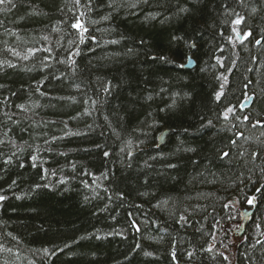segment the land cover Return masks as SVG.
Wrapping results in <instances>:
<instances>
[{"label": "trees", "instance_id": "trees-1", "mask_svg": "<svg viewBox=\"0 0 264 264\" xmlns=\"http://www.w3.org/2000/svg\"><path fill=\"white\" fill-rule=\"evenodd\" d=\"M86 3L0 5V264H264V0Z\"/></svg>", "mask_w": 264, "mask_h": 264}, {"label": "snow or ice", "instance_id": "snow-or-ice-1", "mask_svg": "<svg viewBox=\"0 0 264 264\" xmlns=\"http://www.w3.org/2000/svg\"><path fill=\"white\" fill-rule=\"evenodd\" d=\"M92 2H93V0H87V3H86L84 6H85V7H88L89 10H91V4H92ZM114 2H115V0H109L108 7H113ZM144 2L147 3V0H144ZM73 3H74L75 5H77V6H79V5L81 4V0H73ZM241 3H243V0H241ZM6 4H7V5H12V6H14V4H13V0H0V5H6ZM132 7H136V5L133 4ZM179 11H180V12H187L188 9L181 7V8L179 9ZM252 11H253V12H256V9L253 8ZM82 15H84V13H81V16H82ZM235 15H236L237 18L234 20V23H235V24H240V23L244 20V17H241L238 13H235ZM103 18H104V19H108L109 17L106 16V17H103ZM152 18L155 19V17H152ZM71 27L77 30L78 35H79L80 43H83V42H84V34H86V33L88 32V28H87V27L81 22V19H80L79 16L75 18V22L72 23ZM250 34H251L250 32L247 33V35H250ZM45 39H47V37H45ZM172 39H173V40H177V41H179V40H184V37L173 36ZM71 43H74V42H71ZM111 43H117V41H111ZM146 43H147V42L144 41V40H141V41H140V44H141V45H146ZM185 43L187 44V46H188L189 48H196V47H197V44H196L195 41H185ZM256 43H257V44H260V43H261V40H256ZM129 51L131 52L132 49H129ZM29 52H30L31 54H33V55L35 54V50H33V49H29ZM14 54L17 55V56L20 55V53H18V52H14ZM78 54H79V52H76V53H74L73 55H78ZM28 58H29L28 55H25V56L23 57V59H25V60H27ZM151 59H152L153 61L161 60V61H165V62H167V57H165L164 55L153 56V57H151ZM217 62L219 63V60H218ZM3 63H6L8 67H15V65H13V64H11V63H8V62H3ZM72 63H75V61H72ZM2 66H3V64H0V67H2ZM180 67H183V65H180ZM56 78L59 79V77H56ZM223 79H224L225 81H227V77H226V76L223 77ZM248 83H251V81H249ZM3 87H4V85L0 84V88H3ZM245 87H248V84H245ZM221 88H223V84L221 85ZM37 91H39V88L37 89ZM103 91H104V92H110V91H111V82H107V83L105 84V86H104V88H103ZM40 94H41V95H45L46 93L41 92ZM222 95H223V92H222V91H221V92H217V93H216V99L219 101ZM149 99H150V97H149ZM18 107H20L21 109L24 108L23 105H18ZM232 112H233V108H232V107H227V108L225 109V111H224V119L227 120V119H228V114H229V113H232ZM106 119H107V117H106ZM244 119H247V117H244ZM211 123H212V121L209 120V121H208V124L211 125ZM185 131H186V130H185ZM129 143H130V142H129ZM232 143H235V141H233ZM186 150H187V151H195V149H191V148L186 149ZM129 154H130V153H129ZM103 155H104L105 157H107V156H109V153H108L107 151H105V152L103 153ZM229 155H230V153H228V152H223L222 155H221V158L228 157ZM253 155H254V156H257L258 154H257V153H254ZM31 159H32L33 161H36V160H37V157H36V156H32ZM9 162H10V161H5V163H9ZM21 166H23V165H21ZM33 166H36V165L33 164ZM168 167H176V165H174V164H169ZM262 171H264V170H262ZM14 183H15V181H13V184H14ZM37 187H39V185H37ZM256 191H257V192H260L261 189H260V188H257ZM120 196H121V198L123 199V194H122V193L120 194ZM6 199H7V197H6L5 195H0V202L4 201V200H6ZM255 199H256L255 196H252V197H250V198H247V202H248V204H250V205L253 204L254 201H255ZM225 207H227V205H225ZM181 219H185V218H184V217H181ZM133 226H135V222H134V221H133ZM256 227H257V228H260V225H257ZM137 231H139V228H138V227H137ZM257 243H261V241L258 240ZM65 247H68V245H65ZM135 247H136V248H139L140 245L137 244V245H135ZM48 251H49L48 249H44L45 254H48ZM60 251H63V249H60ZM207 251L211 252V251H212V247H209V248L207 249ZM52 254L54 255L55 252H53ZM144 254L147 255V256L152 255V253H150V252H145ZM172 255H173V259H175V253H173ZM189 255L191 256L192 254L189 253Z\"/></svg>", "mask_w": 264, "mask_h": 264}, {"label": "water", "instance_id": "water-1", "mask_svg": "<svg viewBox=\"0 0 264 264\" xmlns=\"http://www.w3.org/2000/svg\"><path fill=\"white\" fill-rule=\"evenodd\" d=\"M194 65H195V62H194L193 58L189 56L186 64L184 65V68L191 69L194 67ZM248 104H249V102H245V103H243L242 106L244 107V106H247ZM167 133H168V131L165 130L159 135L158 146H161L165 143V138H166Z\"/></svg>", "mask_w": 264, "mask_h": 264}, {"label": "rangeland", "instance_id": "rangeland-1", "mask_svg": "<svg viewBox=\"0 0 264 264\" xmlns=\"http://www.w3.org/2000/svg\"><path fill=\"white\" fill-rule=\"evenodd\" d=\"M235 230H239V228H236ZM237 240H238L237 238H234V240H233L234 242H233L232 249L235 247Z\"/></svg>", "mask_w": 264, "mask_h": 264}]
</instances>
